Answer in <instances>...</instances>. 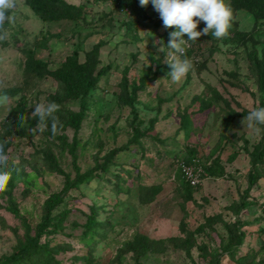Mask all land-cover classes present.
Returning a JSON list of instances; mask_svg holds the SVG:
<instances>
[{
  "label": "rangeland",
  "instance_id": "374dc122",
  "mask_svg": "<svg viewBox=\"0 0 264 264\" xmlns=\"http://www.w3.org/2000/svg\"><path fill=\"white\" fill-rule=\"evenodd\" d=\"M86 7L79 20L46 22L33 13L25 0H16L15 10L8 13L11 20L4 23L7 38L5 44H0V96L8 100L0 104V141L7 143V165L18 174L12 195L19 213L33 229L45 199L63 185V175L47 169L43 152L51 153L59 166L74 176L67 144L75 135L76 163L82 172L116 152L109 163L110 173L69 190L56 208V213L69 210L63 228L42 237L41 242L47 240L50 246L59 247L54 253L59 264H205L197 246L191 248L190 255L171 243L161 253L151 252L139 258L131 252L120 256L118 252L136 233L162 239L182 236V221L193 230L209 215L220 214L228 222L237 218L230 206L247 187L249 153L260 140L261 129L249 128L244 120L247 115H235L229 126H224L223 118L229 108L238 114L243 109L264 107V96L251 72L253 63L264 55V20L254 25L249 13L238 12L237 28L251 33V39L236 43L238 46L214 37L187 41L181 58L189 59L193 67L186 77L175 82L169 76L167 60L177 54L167 48L165 28L153 6L148 18L137 25L135 35L126 29V13L116 10L111 0L86 2ZM154 40L163 41L165 52L156 51ZM99 41V65L110 64L111 69L89 95L90 108L79 129L75 132L71 127H57V133L51 135L42 132L43 124L39 128L36 124L27 136H19L12 109L25 101L24 109L32 116L35 104L47 103L48 96L58 89L51 77H37L26 70V52L32 50L36 58L46 60L53 69L75 49L79 60H84V53ZM252 51L256 59L250 58ZM124 68L128 89L141 83L148 73L134 106L143 119L141 129L156 120L139 144L132 141L130 107L119 98ZM208 101L212 104L205 108ZM62 107L64 112L76 111L79 104L70 100ZM183 114L191 125L188 135L181 130ZM60 135L64 137L59 139ZM190 157L208 170L199 185L187 189L180 184L178 161ZM258 171L261 176L247 197L254 205L238 215L246 225L242 227L245 235L235 258L252 251L257 253V259L264 253V231H260L264 227V162ZM114 174H119L121 180L114 179ZM91 204L98 208L97 219L110 225L105 226L103 237L95 236L96 241L88 245L83 224ZM8 205L7 196L0 194V257L10 254L25 233L22 219L10 212ZM220 237L225 238L226 231L217 223L209 234H196V241L211 247L218 244ZM84 257L89 258V263ZM235 258L224 254L220 264H238Z\"/></svg>",
  "mask_w": 264,
  "mask_h": 264
},
{
  "label": "trees",
  "instance_id": "16d2710c",
  "mask_svg": "<svg viewBox=\"0 0 264 264\" xmlns=\"http://www.w3.org/2000/svg\"><path fill=\"white\" fill-rule=\"evenodd\" d=\"M86 2L99 3L106 0H85ZM116 10L126 13L128 19L125 21V26L128 32L132 35L136 34V27L138 24L148 18V10L152 7L151 0L146 7H141L139 0H111ZM86 2L82 4L70 3L66 0H25V3L30 7L35 15L46 22H58L62 20H79L84 17L86 13ZM232 9L233 22L232 27L229 29L227 37L223 38L224 42H231L237 44H243L244 41L251 39V33L237 28V22L235 17L238 12L245 11L249 13L253 20L254 25H257L259 21L264 20V0H225ZM205 27L203 22H200L197 30H202ZM175 29H165L164 37L166 43L169 40V32ZM186 37V36H185ZM206 38H213L211 33ZM202 38V36H201ZM0 44H5L4 41H0ZM102 41H99L84 53V60H79L78 51L75 49L70 54L66 55L60 64L55 68H50L46 60L36 58L34 52L29 50L26 52V70L29 73L36 75L37 77L49 76L54 79L58 84V89L55 94H51L47 98V102H55L59 107V111L55 115L59 118V124L57 127H71L76 132L82 120L86 117L88 109L90 108L89 95L97 89L98 83L103 75L109 72L111 65L100 66V46ZM236 44V46H238ZM255 51L250 52V58L256 59ZM127 68L123 69V79L120 84L121 93L119 95L122 104L130 107L133 114L132 130L134 143L139 144L140 138L145 136L148 131L153 129L156 118L152 119L148 126L140 128L143 119L139 117V112L136 110L134 103L138 100L137 91L144 87V83L148 78V73L141 79V83H134L130 89L127 85ZM256 77V84L258 91L264 96V55L260 61L253 63L252 71ZM216 92V91H215ZM77 100L79 108L76 111L63 110V102ZM223 101L227 106L229 104L225 99ZM205 103V102H204ZM25 101H22L16 107L12 109L13 123L15 125V132L19 136H27L28 130L35 127L38 123V118H34L28 114L24 109ZM211 102L205 105V108L211 106ZM262 104H264L262 102ZM250 110L243 109L236 112L234 109L229 108V111L224 116V126H229L235 115H248ZM181 130L188 135L190 128L189 117L183 114L181 117ZM44 129L42 132L53 135L52 121L49 118L46 123L43 124ZM261 129V138L258 143L253 147V150L249 153L251 169L248 172L247 187L244 190L243 196L231 204L230 208L236 214L237 218L232 221H224L220 214H213L206 216L204 221L201 222L195 229L189 230L186 224L182 221L179 225L182 236H170L162 239H152L144 234L136 233L131 240L126 241L121 248H119V256L123 253L131 252L136 258L142 257L148 253H161L166 250L167 244L171 243L174 247L180 248L190 255V250L193 246H197L199 250V257H201L205 264H220L221 257L224 254L229 255L231 258H235L238 247L242 244L245 231L242 229L246 225L238 215L242 210L251 206L252 201L247 200L250 189L256 184L257 180L261 176L258 171V166L264 162V125L259 126ZM64 136L60 135L59 139ZM69 152L72 156V165L74 169V176L71 177L69 172H66L59 166L56 159L49 152H43V162L47 169L51 172H56L63 175V185L59 191L52 192L45 199L42 207V215L39 221L33 229L26 223L19 213L17 204L12 195V189L15 186V181L18 178V174L15 168L7 165L0 167V172L8 173V179L5 181V188L0 191L1 195L7 196L9 205L7 209L12 212L16 217H19L23 221L25 228L24 236L17 239V243L14 246L13 251L10 254H5L0 257V264H59L56 260L54 253L58 251L59 247L50 246L48 241L41 242V238H47L49 235L57 233L58 230L63 228V222L68 216V209L56 213V208L64 201L67 192L74 188H79L81 185L91 182L94 178L101 177L104 173H110L109 163L111 157L116 151L110 152L102 163H96L94 167H91L85 171H80L79 166L76 163L77 153L76 147L78 140L76 136H73L71 143L67 144ZM7 143L4 145L6 148ZM195 157H190L188 160H182L185 163H191ZM207 168H203V172L207 171ZM125 171H128L126 169ZM116 180H121L119 174L111 175ZM180 184L187 189L191 186L182 176L179 169ZM116 183V182H115ZM113 188L116 184L112 185ZM144 188V187H143ZM191 189V188H190ZM119 190V189H118ZM150 200V199H149ZM98 208L91 204L89 212L86 214V222L83 224V233L85 238L88 235L87 244L91 245L96 241L95 236H104V229L109 222L97 219ZM217 223L223 225L226 231V237H220V241L215 246H209L206 243H197L196 234L204 233L209 234L210 230H214V226ZM33 230V234L30 231ZM261 232L264 228L260 229ZM264 250V248L262 249ZM256 252H248L236 259L238 264H264V253L256 259ZM89 263V258L84 257Z\"/></svg>",
  "mask_w": 264,
  "mask_h": 264
},
{
  "label": "clouds",
  "instance_id": "9594fccd",
  "mask_svg": "<svg viewBox=\"0 0 264 264\" xmlns=\"http://www.w3.org/2000/svg\"><path fill=\"white\" fill-rule=\"evenodd\" d=\"M150 0H139L141 7H146ZM153 9L159 14L165 29H175L169 32L167 48L172 49L177 56L167 60L171 69L169 76L175 82L186 77L192 69L191 61L184 57L187 41H196L201 36L211 35L216 39H223L228 36L232 27L233 13L230 5L225 0H151ZM16 0H0V41L7 38L4 31V23L11 20L8 13L15 10ZM200 22L205 27L197 30ZM187 37L185 39L184 37ZM154 47L157 52H165L163 41L154 40ZM7 96H0V104H5ZM59 105L53 102L35 104L32 116L38 118L37 127L46 123L50 118L52 121V132L55 135L58 131L59 118L55 115L59 111ZM244 120L248 121L249 128L260 130L259 126L264 125V107H256L251 110ZM243 120V121H244ZM5 142L0 141V167L7 166L8 156L5 153ZM8 173L0 172V191L5 188V181Z\"/></svg>",
  "mask_w": 264,
  "mask_h": 264
},
{
  "label": "built area",
  "instance_id": "2783aa9c",
  "mask_svg": "<svg viewBox=\"0 0 264 264\" xmlns=\"http://www.w3.org/2000/svg\"><path fill=\"white\" fill-rule=\"evenodd\" d=\"M178 167L184 179L191 186H197L200 184L204 172L202 166L197 160H193L191 163H185L182 160L178 161Z\"/></svg>",
  "mask_w": 264,
  "mask_h": 264
},
{
  "label": "crops",
  "instance_id": "0c3cea01",
  "mask_svg": "<svg viewBox=\"0 0 264 264\" xmlns=\"http://www.w3.org/2000/svg\"><path fill=\"white\" fill-rule=\"evenodd\" d=\"M251 205H254L253 203ZM264 228V227H263Z\"/></svg>",
  "mask_w": 264,
  "mask_h": 264
}]
</instances>
